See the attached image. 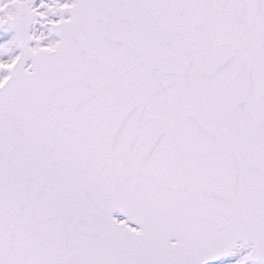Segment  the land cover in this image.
Returning <instances> with one entry per match:
<instances>
[{"label": "snow or ice", "instance_id": "obj_1", "mask_svg": "<svg viewBox=\"0 0 264 264\" xmlns=\"http://www.w3.org/2000/svg\"><path fill=\"white\" fill-rule=\"evenodd\" d=\"M0 264H264V0H0Z\"/></svg>", "mask_w": 264, "mask_h": 264}]
</instances>
